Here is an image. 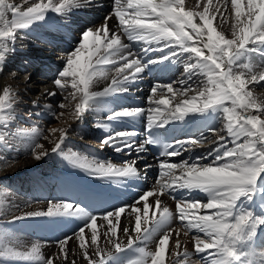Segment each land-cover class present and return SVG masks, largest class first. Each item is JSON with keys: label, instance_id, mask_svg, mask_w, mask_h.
<instances>
[{"label": "snow or ice", "instance_id": "1", "mask_svg": "<svg viewBox=\"0 0 264 264\" xmlns=\"http://www.w3.org/2000/svg\"><path fill=\"white\" fill-rule=\"evenodd\" d=\"M108 6L111 11L101 23L83 25L71 37L53 80L59 92L44 89L42 95H62L56 107L70 108L68 118L75 122L94 111V127L103 134L100 149L129 158L116 164L65 151L71 125L49 128L48 134L35 126L7 130L16 119L19 97L5 86L0 92V171L18 158L9 138L22 137L25 153L36 161L58 154L89 177L121 186L147 181L156 167L155 183L132 203L111 205L99 214L79 202L49 200L46 210L13 215L7 225L33 218L80 223L71 235L55 240L57 252L47 257L39 241L24 246L10 227L0 224V264H78L70 260L73 242L77 247L71 253L78 251L86 264H116L118 254L128 251L134 254L121 264H193V256L198 257L194 264H264V243H257L264 233V99L249 88L264 81V0H230V16L224 14L228 0H195L194 6L185 0H110ZM103 7L104 0H0V72L17 51V37L27 38L50 13L71 36L75 14ZM229 23L230 29L225 28ZM178 66L183 67L178 79L152 84L147 107H113L116 97L126 95L145 72L152 75L161 67L175 71ZM101 81L106 86L95 90ZM38 100L32 107L42 111L29 116L66 115ZM140 118L143 132L127 130L125 120ZM119 125L125 130H117ZM178 125L196 126V131L178 139ZM206 142L211 148L193 155ZM149 146L160 149L155 164L147 162ZM165 195L175 200L174 212L162 200ZM8 196V188L0 185V212L8 208ZM122 214L134 216V226L122 225ZM98 221L106 222V228ZM173 221L180 227L173 229ZM193 230L192 251L181 250V234L187 237Z\"/></svg>", "mask_w": 264, "mask_h": 264}, {"label": "bare ground", "instance_id": "2", "mask_svg": "<svg viewBox=\"0 0 264 264\" xmlns=\"http://www.w3.org/2000/svg\"><path fill=\"white\" fill-rule=\"evenodd\" d=\"M12 2L22 4L23 0H12ZM104 2L105 7L103 8L81 11L72 17V37L78 34L76 30L81 29V26L99 24L102 22L103 16L111 11V8L108 6L110 0H104ZM185 2L190 6H194L195 4V0H185ZM213 2L216 3V0H213ZM224 14L225 16H230V0H228L227 8L224 9ZM224 27L230 29V23L225 24ZM56 29L65 28L60 18L56 14L50 13L45 22L37 23L26 33L27 38L21 40L18 36L16 42L17 51L9 57V61L6 63L3 71L0 72V92H2L3 87L9 86L17 92L19 99L25 96L28 102L23 106V109L27 111L26 114H24L20 112L16 101L14 104L16 119L9 124L7 130L15 131L18 127L28 128L35 126L44 130L45 134H48L47 130L49 128L71 125V133L63 145L65 151L71 149L73 151L82 152L90 157L94 156L102 160H110L113 163L121 164L124 159L129 158L127 153L122 155L113 152L111 149H105L103 151L100 149L99 141L103 134L94 127L97 118L94 111L85 114V116L90 114L93 119V127L90 128L85 124V120L89 121V118L85 119L84 117L83 121L75 122L68 118L67 113L70 111V108L61 109L56 107L57 102L63 99L62 95L58 94L54 99L46 98L42 95L44 89L56 90L59 92V90L55 89L53 80L56 77L57 71L63 66L61 57L67 50H70V46L67 49L56 48L60 45V39L50 38L52 33L57 32ZM226 34L230 35V30L227 31ZM21 45H23V47H21ZM164 70L165 68L161 67V72ZM179 72H183L181 67H178L177 73ZM177 73H174V78L172 80L180 77ZM29 75L31 79L26 82L25 77ZM153 83L167 82H164L163 79L145 77L143 75V79L133 85L126 95L116 97L118 104H114L113 107H116L117 110H120L121 107H147L146 97L150 94ZM106 84L107 81H101L96 85L95 90L102 89ZM249 88L252 90L254 96L259 99H264V81L250 85ZM68 91L70 92L71 89ZM64 95H67V93ZM38 97V103L41 106L46 103H51L57 114L63 111L66 115L59 118H54L48 113L41 116H29L30 112L42 111V108L34 109L32 107L31 102ZM65 103H69V101H65ZM74 103L75 101H71L72 106H74ZM41 118L49 121L47 123H44V121L41 122ZM262 118H264V116H262ZM143 121V118L131 121V124L127 125V130H136ZM190 126L192 125H178L175 133L176 137L178 139L184 138L185 132H195L196 126H194L195 128L193 130L189 129ZM116 128L117 130H125L124 125L116 126ZM3 130L4 129L0 128V131ZM209 137L211 139L215 138L214 135ZM25 142L26 141L22 137L9 138V143H11L16 150L18 158L10 167L0 171V185L6 186L9 191V206L6 210L0 212V224H6L7 221L11 220L13 215L19 216L26 211L46 210L49 200L79 202L82 205H87L89 211H94V214H99L104 210H111V205L120 206L121 202L132 203V201L141 194L142 190L151 189L152 185L155 183V177L158 174V169L153 167L148 173L149 179L147 181L129 183L127 186L106 182L104 188L96 183V179L70 166L69 163L58 154H49L40 161H36L30 152L27 154L25 153ZM40 142L44 143L45 147L48 149L52 146L47 141L41 140ZM210 148L211 144L206 142L196 150L194 155L203 154ZM13 154L12 151L6 153L9 157ZM187 155L188 153L184 154L185 157ZM134 157L135 152L131 154V158ZM179 159V157L173 158V161L178 162ZM147 162L152 164L156 163L154 158L149 156H147ZM140 167L143 168L142 162ZM162 200L170 210L173 212L175 211V200L167 195L163 196ZM138 206L142 208V202ZM79 223V221L73 219L33 218L10 225L6 224V226L14 231L20 243L24 246H30L32 242L39 241L44 245L41 251L47 257L57 252V247L54 243L55 240L57 238H63L64 235H71ZM99 223H105L106 228V222L98 221V224ZM134 223V216L128 217L126 214H122V225L131 228L134 226ZM171 227L173 229L180 227L179 222L173 221ZM194 234V230L190 232L187 237L181 234V250L186 248L190 252L192 251L193 241L191 240V236ZM173 235H175L174 232ZM261 236L262 233L259 236V240L257 239L258 244L261 242ZM170 246L174 247V240H170ZM69 247L70 260L76 259L78 260V264H86L78 251L75 254L71 253V248L77 247L75 242L71 243ZM133 254L132 251L118 254L119 260L116 264H121L123 260L129 258ZM170 258L171 257H169V259ZM189 259L192 260L194 264L195 260L198 258L193 256Z\"/></svg>", "mask_w": 264, "mask_h": 264}, {"label": "rangeland", "instance_id": "3", "mask_svg": "<svg viewBox=\"0 0 264 264\" xmlns=\"http://www.w3.org/2000/svg\"><path fill=\"white\" fill-rule=\"evenodd\" d=\"M25 98H26L25 96L21 97L19 100H17V103H16V104L18 105V107H19L20 112H21V113H24V114H26L27 111H26V109H23V106L26 105V104L28 103V102H27V99H25ZM21 103H23V104H21ZM254 114H255V113H254ZM40 121H41V122L44 121V123H47L49 120L41 118ZM217 126H218L217 129H221L222 126H223V125H222V122L219 123ZM259 244H261V242H260Z\"/></svg>", "mask_w": 264, "mask_h": 264}]
</instances>
